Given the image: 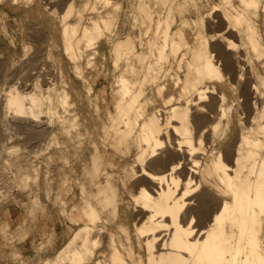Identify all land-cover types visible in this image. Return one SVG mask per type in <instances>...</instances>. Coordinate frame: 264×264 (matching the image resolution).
Returning a JSON list of instances; mask_svg holds the SVG:
<instances>
[{
    "label": "bare ground",
    "instance_id": "1",
    "mask_svg": "<svg viewBox=\"0 0 264 264\" xmlns=\"http://www.w3.org/2000/svg\"><path fill=\"white\" fill-rule=\"evenodd\" d=\"M91 1L51 12L73 76L86 88L85 56L117 31L123 8L93 0L104 9L92 29L83 20ZM134 9L139 48L129 36L108 39L114 65L124 64L109 122L61 115L82 104L81 94L73 88L72 101L63 74L59 81L39 58L30 74L23 69L28 78L20 72L1 85L8 142L15 121L47 132L58 118V201L68 219L75 182L81 190L71 207L78 228L45 264H264V0H136ZM10 143L0 154L20 155L23 148ZM3 160L17 163L15 184L24 173L39 181L36 169ZM70 163L82 165L78 178Z\"/></svg>",
    "mask_w": 264,
    "mask_h": 264
},
{
    "label": "rangeland",
    "instance_id": "2",
    "mask_svg": "<svg viewBox=\"0 0 264 264\" xmlns=\"http://www.w3.org/2000/svg\"><path fill=\"white\" fill-rule=\"evenodd\" d=\"M69 1L70 0H19L18 3H14V0L0 1V88L1 85L3 87L5 78H8L9 82H15L19 79V76H21L22 73H24L22 74L23 76L26 75L25 72L27 73V70L30 68L31 61L33 62L39 58V61H46L47 65L56 72V75L59 76V81L61 80V73L63 74L64 78L68 82V88L72 101L76 100V94L73 88L78 89L81 94L80 99L82 100V104H73V106H71L72 108L68 111L70 114L68 112L66 113L63 108H60V114L62 113L61 115H63L65 113V115L69 117L73 115V111H75L81 113V117L83 116V119L86 118L85 122L87 124H105L106 122H109V113H115L117 100L114 95V87L116 86L117 77L124 69V64H120L118 66L114 65L113 58L110 53L111 42L108 39L110 38V40H114V38L117 39L119 36L124 39L129 36L136 46V50L139 48L138 34H140V29H142V27L139 23L137 24L134 21V3L136 0H115L120 1L123 5V8L119 12L120 17L117 20V31L114 32L115 34L113 33V35L108 33L107 37L100 39L99 43L96 45L97 47L88 51L90 56L88 53L85 56L87 88L85 85L79 86V84H77V80L73 76V63L65 55L63 50L60 19L58 18L57 20L51 15V12L55 9V7L59 14L63 12ZM84 1L85 0H77V5H83ZM195 1L206 5L208 2L215 0ZM95 2L96 0H94V4ZM92 3L93 0L91 1V4ZM94 4H92V6L89 5V7L86 8L83 18L84 22H86L92 29H95L94 20L98 18L99 11L104 9V4L97 3V8H93ZM112 9V6L108 8V10ZM207 9H209V7H207L206 10ZM207 13L209 12L206 11V14ZM78 19L79 17L75 16L71 19V21H77ZM217 26H219L218 23L215 24L214 30L219 29ZM211 29L213 30V28ZM50 48L53 53L52 57H49L47 54V51H50L47 49ZM88 58H92L95 61L94 66H88ZM23 69H25V72ZM29 72L30 71L28 70V73ZM16 74L20 75L16 77ZM11 75L13 76L14 81L9 79V77L12 78ZM28 75H26L27 77L25 78L30 76ZM1 101L2 100H0V103H2ZM161 105H163L162 102H158L156 104V106ZM2 109L3 105L0 104V148H2L4 144L8 143L9 145L10 143L7 140L8 134L5 131L6 126L5 124H2ZM233 114L235 115L234 119L236 121L239 118V116L236 115V109ZM15 123L11 125V127L14 128L12 129L14 134L11 139L12 143H10V146L19 145L23 148V150L18 156H14L13 158L10 156L11 161H17L20 165L28 167L30 170L32 169V171L36 169L39 172V181L37 183L30 182V178L26 173H24L23 180L20 185H18L19 181L15 184V181H13V178L15 177L13 172L18 171L19 169L17 168L19 167L16 162V165L6 164L3 159L5 155L10 158L9 154L5 151L1 152L0 173H2L0 174V189H2L0 191L4 190V193L2 192V194L0 192V207L11 202H22V197L24 195L30 197L34 204L39 201V194H42L48 199L56 197L60 218L62 221L64 220L68 222L71 232L73 233L78 226L74 225L71 221V207L72 203L81 201V190L79 189L77 182H75L73 191H71L68 195V201L70 202L68 208L69 219L68 217L66 218V216L63 217L60 212V203L58 201V174L62 172V164L58 161V118L56 123L53 124V126H50L47 132L43 131V128L46 127L45 125L37 128L34 124L19 121H15ZM31 125H33V127ZM42 132L44 135L41 134ZM13 140L15 141V144ZM77 150H80V148ZM78 163H80V161ZM78 163L76 165L70 163V166L68 167V172L70 173L72 179L78 178L77 173H79L82 166L81 164L78 165ZM5 192L7 194H5ZM51 242V239L47 242L41 241L37 244L36 254H31L30 256H25L24 258H19V256L15 257L14 261L7 262V264H45V259L54 257L58 252L56 251L51 254L42 253V251L46 249Z\"/></svg>",
    "mask_w": 264,
    "mask_h": 264
},
{
    "label": "crops",
    "instance_id": "3",
    "mask_svg": "<svg viewBox=\"0 0 264 264\" xmlns=\"http://www.w3.org/2000/svg\"><path fill=\"white\" fill-rule=\"evenodd\" d=\"M22 200L0 207V264L12 262L18 256L24 258L36 254L37 244L49 239L52 242L42 253L60 251L76 230L72 233L68 222L61 220L56 197L48 199L39 194L36 204L27 195ZM60 212L65 217L62 210Z\"/></svg>",
    "mask_w": 264,
    "mask_h": 264
}]
</instances>
